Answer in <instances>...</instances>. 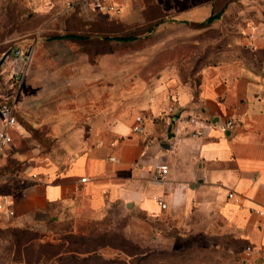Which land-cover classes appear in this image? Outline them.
<instances>
[{
	"label": "crops",
	"instance_id": "0c3cea01",
	"mask_svg": "<svg viewBox=\"0 0 264 264\" xmlns=\"http://www.w3.org/2000/svg\"><path fill=\"white\" fill-rule=\"evenodd\" d=\"M69 1L77 0H0V60L11 43L33 49L11 129L13 146L24 143L17 153L20 192L10 196L14 215L0 216V229L38 233L39 244L60 242L61 255L68 237L87 239L83 228L116 217L127 220L126 238L171 245L168 225L186 227L193 214L205 217L199 219L205 233L240 264L264 262V216L257 212L264 211V58L256 55L264 50V0H120L118 14L86 3L68 7ZM213 13L218 18L209 25L195 26ZM11 15L33 23L28 33H11ZM112 20L126 31L151 25L141 50L130 44L138 39L125 45L103 39ZM219 24L229 35L227 48L239 45L253 58L230 54L201 65L196 80L185 79L186 47L199 46L201 32ZM66 34L88 38L55 37ZM12 60L10 51L0 65V100L14 91ZM23 63L19 58L17 71ZM139 114L144 129L134 133ZM229 116L236 124L229 132L191 134L192 118L217 124ZM42 127L53 142L48 153L33 137ZM159 164L167 165L165 174ZM1 242L9 249L0 264H27L23 247L21 259H13L11 236ZM246 246L255 250L249 257ZM98 251L131 258L111 245Z\"/></svg>",
	"mask_w": 264,
	"mask_h": 264
},
{
	"label": "rangeland",
	"instance_id": "374dc122",
	"mask_svg": "<svg viewBox=\"0 0 264 264\" xmlns=\"http://www.w3.org/2000/svg\"><path fill=\"white\" fill-rule=\"evenodd\" d=\"M24 19V18H23ZM228 19H224L227 21ZM223 21V24L225 23ZM7 27H10L11 33L18 31V33H25V31L33 25L32 22H28V18L24 20L20 19V16L11 15L7 18ZM222 24V23H221ZM151 25H145L144 27H133L129 30H125L123 26L115 23V21H106L105 32L102 34V37H116V36H129V35H141L137 38L138 40L131 42L135 47H138L139 50L145 45V41L148 38V33L146 30L150 28ZM26 29V30H24ZM177 30H175L176 33ZM28 33V30L26 31ZM49 36L57 34L56 32H43ZM88 34V33H87ZM159 34V35H158ZM156 34L155 37H161V32ZM227 34V35H226ZM90 36V35H89ZM149 39V38H148ZM200 45L193 47L191 44L186 47V59L182 62L181 68L185 75V79L191 77L193 80H196L195 72L202 65H205L208 62L215 63L219 59L229 57V56H243L244 58L250 60L253 58V52L250 50H245L244 48L235 45L233 48H227V44L230 41L228 33L222 29V26L219 24L215 29H207L202 31L199 35ZM213 39H216L213 40ZM211 42V43H209ZM125 45L126 43H122ZM211 44V45H209ZM18 43H11L8 46L7 51H12L16 48L22 50V48L17 47ZM230 50H233L231 53H227ZM216 54V55H215ZM231 54V55H230ZM258 57L264 58V51L258 52L256 54ZM210 60V61H208ZM9 91V82L5 85ZM15 87V86H14ZM12 90V89H11ZM2 100H0L1 102ZM50 132L47 128L42 127L33 132V137L36 143L41 149L48 153L51 146L53 145L52 139L50 137ZM13 140V135H12ZM14 141V140H13ZM8 151V153L0 158V196H14L19 194L20 188L18 183L22 178V164L18 161L17 153L21 149V146L24 143L20 144L19 148L13 146ZM4 162V163H3ZM3 163V165H2ZM187 220L189 221L188 226L177 225V223L169 224V239L171 238V245H163L151 242L145 237L139 238L138 240H131L126 238V234L129 235V230L127 229V220L125 218H117L112 222H106L98 226H89L88 228H83L84 231H89L87 234V240L92 242L93 245L100 243L101 241H107L114 246L121 247L130 253H137V262L139 264H240V260L230 254L229 252L218 248L215 245V241L208 237L205 233L206 228L203 224L199 222V219L204 218V216H197L190 214ZM198 220V223L194 225V221ZM179 226V227H176ZM64 227V226H63ZM63 227L61 229H63ZM68 225L64 228V230ZM185 227V228H184ZM39 235L37 233L29 232L27 237H32ZM11 236L12 231L10 229L1 230L0 229V258L3 256V253L7 252L9 249L7 244L1 242L2 237L8 238ZM61 236V235H60ZM59 237V236H58ZM74 237V236H73ZM60 238V237H59ZM35 239V238H34ZM68 239H73L68 237ZM44 244V245H42ZM47 242L38 243V240L31 242L30 247L26 248V256L28 255L29 260L34 256H37L38 253H50L54 252L58 248V244H52ZM40 248V250H39ZM61 249V247H59ZM73 248L80 249V245L74 243ZM50 254L45 255L48 257ZM25 256V257H26ZM46 258H44L45 260Z\"/></svg>",
	"mask_w": 264,
	"mask_h": 264
},
{
	"label": "built area",
	"instance_id": "2783aa9c",
	"mask_svg": "<svg viewBox=\"0 0 264 264\" xmlns=\"http://www.w3.org/2000/svg\"><path fill=\"white\" fill-rule=\"evenodd\" d=\"M87 4L92 10L100 12L102 14H118L121 9L120 0H77V1H69L67 2L68 7H73L74 5L79 4ZM264 37V35H263ZM33 49L31 47L21 50L16 48L12 50L13 60L11 61V66L14 68V77L16 84L14 85V91L10 93L9 96L3 97L0 102V118L2 121V127L0 128V157L5 156L12 146V135L11 129H13L17 125V117H16V94L18 88L21 87L25 76L27 74L28 66L30 64L32 58ZM23 57L24 63L16 70L17 61L19 58ZM0 89L2 86L0 85ZM6 93L5 86L3 88ZM179 119V118H177ZM192 122L196 124V128L191 131L193 136H202L204 135V131L206 129L217 128L220 132L226 133L233 130L236 126L233 117L229 116L225 118L222 122H218L217 124L211 122L210 120H201L197 118H192ZM145 116L143 114H139L135 117V122L132 127V131L134 133L142 132L144 129ZM179 126H174V132H179ZM114 157H111V160H114ZM156 168L163 174H165L168 170L166 164H159ZM86 178H81L82 182H85ZM228 198H234V192L228 193ZM157 204L160 208L165 209L166 203L161 198H156ZM14 202L12 197L0 196V216L5 218H10L14 215ZM262 216H264V211H257ZM255 251L251 246H246L244 249V254L246 257L251 256V254ZM260 264H264L261 262Z\"/></svg>",
	"mask_w": 264,
	"mask_h": 264
},
{
	"label": "trees",
	"instance_id": "16d2710c",
	"mask_svg": "<svg viewBox=\"0 0 264 264\" xmlns=\"http://www.w3.org/2000/svg\"><path fill=\"white\" fill-rule=\"evenodd\" d=\"M216 18H218V15L213 13L207 20L201 23H197L195 24V26L203 27V26L209 25V23H211ZM55 37L71 38V39L88 38L87 35L84 36V35H75V34H66V35H61V36L57 35ZM137 38L139 37L134 36V35L116 36V37H107V38L103 37V39L105 40H117V41H123V42L134 40ZM28 233L29 232L27 230H13L12 231V240L15 245V253L13 256L14 260L21 259L18 257V255L21 252V249L23 247V250H24L23 255H24V258L27 264H32V263L38 264L40 261L44 260V258H46L45 262L50 261L52 259L49 264H139L137 262V256H139L137 253L127 252L125 249L120 247L127 256L131 257L129 260L126 261L125 259L121 258L119 255L118 256L116 255L113 258H104L101 255V253L98 251V249L101 247H105L106 245L114 246L115 244H112L107 241H101L100 243L93 245L92 242H90L89 240L82 238V237H78V236H74V237L71 236V238L73 239H69L68 241L69 243L67 246L64 247L63 254L61 255H60L61 249L59 247L62 248L63 244H60L56 251L45 253V255L50 254L48 257H46L44 253H38L37 256H34L31 260H29L28 255L26 256L27 252H26L25 246L27 245V243H30L28 246H26V247H30L31 242L35 238V234L33 235V238L32 237L30 238V237H27ZM74 243L80 245L81 248L80 249L73 248ZM48 245L52 246V244H48ZM114 247L117 248L118 246H114Z\"/></svg>",
	"mask_w": 264,
	"mask_h": 264
},
{
	"label": "water",
	"instance_id": "95a60500",
	"mask_svg": "<svg viewBox=\"0 0 264 264\" xmlns=\"http://www.w3.org/2000/svg\"><path fill=\"white\" fill-rule=\"evenodd\" d=\"M8 54H9V52H7L2 58H1V60H0V65L4 62V60H5V58L8 56ZM174 134L173 133H170V134H168V137L170 138L171 136H173ZM162 147L163 148H166V147H168V145L167 144H162Z\"/></svg>",
	"mask_w": 264,
	"mask_h": 264
}]
</instances>
